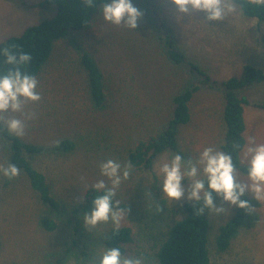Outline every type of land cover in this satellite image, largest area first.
<instances>
[{
  "label": "rangeland",
  "instance_id": "374dc122",
  "mask_svg": "<svg viewBox=\"0 0 264 264\" xmlns=\"http://www.w3.org/2000/svg\"><path fill=\"white\" fill-rule=\"evenodd\" d=\"M43 1L0 0V42L53 17L57 8L41 6ZM133 3L143 13L136 29L106 23L98 12L89 27L71 32L54 44L35 76L40 100L24 101L21 112L0 113L5 128V122L13 117L24 122L20 137L27 142L49 146L68 137L76 143L72 152H45L32 160L60 201L57 212L40 203L22 175L9 178L0 174V264H93L105 248L101 235L112 222L90 228L84 225L83 215H77L79 233L72 234L67 218L78 205L75 198L102 178L99 164L109 158L131 166L128 180L117 191L128 204L119 226H130L135 234L124 255L140 257L141 264H155L156 240L164 225L180 214L185 200L168 204L158 189L159 165L171 152L156 159L152 173L133 167L127 152L159 130L170 116L172 96L196 80L185 68L168 60L160 35H170L218 81L237 76L245 63L264 73V23L237 12L222 22L207 24L199 13L175 19L171 5L164 0ZM83 49L103 73L108 91L103 108L94 107L88 97L85 72L79 65ZM239 94L250 102L264 101V79ZM222 102L219 88L200 84L190 102V121L180 128L182 155L195 158L203 147L220 148ZM245 122L246 140L252 136L264 142V110L246 107ZM7 166V144L0 135V168ZM237 179L244 181L245 177L238 174ZM182 185L186 187V182ZM260 200V223L242 230L226 251L210 249L211 264H264V198ZM44 212L56 220L54 230L40 225ZM231 212L232 208L220 215L209 209L213 233Z\"/></svg>",
  "mask_w": 264,
  "mask_h": 264
},
{
  "label": "trees",
  "instance_id": "16d2710c",
  "mask_svg": "<svg viewBox=\"0 0 264 264\" xmlns=\"http://www.w3.org/2000/svg\"><path fill=\"white\" fill-rule=\"evenodd\" d=\"M238 6H243L242 15L264 23V6L258 7L255 0H231ZM100 0H44L41 6L54 5L56 14L37 24L30 25L17 36H9L0 42V48H9L13 52H26L31 60L22 67L23 71L37 76L47 62L54 44L70 34L89 27L98 14ZM165 55L173 64L185 68L196 80L184 86L172 96V110L169 118L159 127V130L147 139L139 141L127 152L128 162L135 168L152 173L156 159L166 153H181L179 135L180 128L191 118L190 102L200 84L216 87L222 93L221 121L223 135L220 149L233 155L237 162L239 173H243L242 151L246 143L245 108L252 106L264 110V101L250 102L246 96L240 95L242 89H247L264 79L263 71L251 63H245L237 76H230L218 81L205 70L171 38L170 35H160ZM79 65L85 72L86 87L91 104L103 108L106 104L108 91L103 73L93 56L87 50H81ZM11 67L3 63L0 55V70ZM0 135L7 144V162L15 164L19 174L27 181L29 187L40 203L50 212L59 211L61 204L52 192L51 185L45 174L34 167L32 160L39 154L53 152L65 154L76 148V143L68 137L59 139L52 145L27 142L20 136H14L0 123ZM241 175V174H240ZM85 199V204L74 207L67 218L72 234L79 233L77 215H83L91 194ZM249 201L248 210L232 208L230 216L219 223L212 232V221L208 216L209 209L197 213L190 202L185 201L180 214L167 222L164 231L157 239L153 251L155 264H211L210 249L217 252L226 251L242 230L255 228L261 221L260 207L262 202L251 195L243 197ZM119 203L117 207L126 209V204L118 195L114 198ZM216 198H214L215 201ZM39 223L46 230L57 227L56 220L49 213H42ZM134 232L130 226L110 227L101 235L105 247H119L125 254L126 246L134 242ZM76 243V240H73ZM1 246V242H0ZM15 264V263H13ZM248 264H259L249 262Z\"/></svg>",
  "mask_w": 264,
  "mask_h": 264
},
{
  "label": "clouds",
  "instance_id": "9594fccd",
  "mask_svg": "<svg viewBox=\"0 0 264 264\" xmlns=\"http://www.w3.org/2000/svg\"><path fill=\"white\" fill-rule=\"evenodd\" d=\"M92 6V0H88ZM171 5L175 19L188 17L190 14H202V20L216 24L234 13H243V6L231 0H164ZM255 4L264 6V0H255ZM99 15L104 22L124 26L130 30L138 27L143 15L133 0H100ZM3 63L10 65L0 70V113L21 112L24 101L37 102L40 93L37 90V78L22 70L31 60L26 52H13L9 48H0ZM7 132L21 136L24 122L10 118L5 122ZM243 173H239L233 155L214 146L203 147L195 158L181 153H172L160 163L158 168V189L161 197L168 203L184 199L190 202L197 213L205 209L217 214H225L231 208L248 210L250 205L245 195L255 199L264 198V142L255 137H248L243 146ZM131 166L114 159L103 160L99 164L100 179L87 189L91 199L83 213V223L94 227L98 223L111 221L114 231L118 230L123 209L117 207L114 198L123 181L128 180ZM0 174L12 178L19 174L15 164L0 168ZM238 174L245 177L237 179ZM186 182V187L182 185ZM88 194L79 195L74 203L85 204ZM219 200V203L214 201ZM227 205V207H225ZM93 264H141L140 257L125 256L119 247H105Z\"/></svg>",
  "mask_w": 264,
  "mask_h": 264
}]
</instances>
